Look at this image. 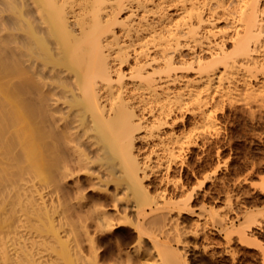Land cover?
I'll use <instances>...</instances> for the list:
<instances>
[{
  "label": "bare ground",
  "instance_id": "6f19581e",
  "mask_svg": "<svg viewBox=\"0 0 264 264\" xmlns=\"http://www.w3.org/2000/svg\"><path fill=\"white\" fill-rule=\"evenodd\" d=\"M173 6L177 19H148ZM218 11L239 27L229 34L232 49L225 39L211 44ZM261 11V0H0V264H190L168 234L164 210L186 208L192 194L177 199L170 191L178 186L173 148H164L157 167L149 163L158 150L139 145L150 133H140L149 120L141 107L156 101L170 111L172 101L182 105L189 96L204 111L202 93L222 84L229 68L253 61ZM185 47L194 52L186 55ZM204 50H211L208 61ZM190 69L197 78L174 77ZM181 78L192 89L172 92L169 84ZM26 227L35 234L31 243ZM108 238L114 244L102 247Z\"/></svg>",
  "mask_w": 264,
  "mask_h": 264
},
{
  "label": "rangeland",
  "instance_id": "374dc122",
  "mask_svg": "<svg viewBox=\"0 0 264 264\" xmlns=\"http://www.w3.org/2000/svg\"><path fill=\"white\" fill-rule=\"evenodd\" d=\"M261 9L264 22V0H261ZM129 10L126 7L120 16L128 15ZM136 13L134 23H138L141 18L139 14L143 11L138 9ZM164 13L175 16V19L179 16V10L173 6L149 13L148 19L157 21ZM216 16V19L212 18L217 32L211 35V44L219 46L218 43L225 39L224 45L232 49L234 39L229 34L236 33L239 27L230 24L221 11ZM116 30L121 33L119 26H116ZM200 32H206V29ZM123 38L129 39L128 36ZM208 41L204 39L201 45H207L205 42ZM255 46L253 61L249 66L237 63L236 67L227 70L226 76L229 77L225 76L222 84L202 93L206 102L204 111L189 96L184 97L182 105L179 101H172L170 111H164L161 103L156 101L141 107L149 120H145L146 127L140 133H150L147 139L139 140V145L151 142L158 150L150 154L149 163L157 167L167 157L164 148H173L177 156L171 178L175 177L178 186L170 185V191L176 194L177 199L192 194L186 208L171 204L170 208L164 210L168 212L165 216L166 222H169L168 234L171 238L180 235L183 239L171 241L186 251L190 264H264V33ZM183 52L190 55L194 50L185 47ZM202 54L205 61L211 59V50H204ZM127 68L128 64H124L126 72ZM223 69L224 65L220 64L217 71ZM182 72L188 79L197 78L196 69L177 70L173 73L174 77ZM185 80L181 78L170 83L171 91L183 87L185 93L189 92L194 82L190 81L184 87ZM127 81V86L131 88L133 79L128 77ZM160 84L167 86L162 81ZM159 118H162V123L165 118L168 122L160 124ZM148 153L149 150L145 152L142 149V155L147 156ZM162 168L164 164L159 169ZM160 175H166L165 170ZM160 177L157 178L159 183ZM30 183L39 190V182ZM89 189L86 188V192ZM159 199L161 203L165 200L162 196ZM22 229L24 235H35L29 232L28 227ZM242 229L247 230L248 242L239 238ZM118 234L120 231L116 236ZM153 235L166 239L158 230ZM82 239L89 254L86 236H82ZM25 241L31 243L32 237ZM110 241L109 238L103 241L102 247L109 246L113 239ZM136 244L134 238L125 243V247L130 249ZM148 247L153 250V242ZM26 264L34 262L26 261Z\"/></svg>",
  "mask_w": 264,
  "mask_h": 264
}]
</instances>
